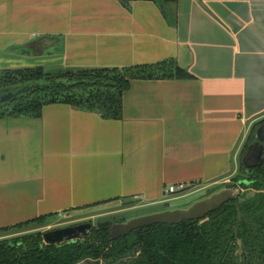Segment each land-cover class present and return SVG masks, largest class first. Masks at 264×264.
Listing matches in <instances>:
<instances>
[{
    "label": "crops",
    "instance_id": "crops-1",
    "mask_svg": "<svg viewBox=\"0 0 264 264\" xmlns=\"http://www.w3.org/2000/svg\"><path fill=\"white\" fill-rule=\"evenodd\" d=\"M166 61L190 77L133 80L119 120L61 103L0 119V230L226 183L264 120V0H0V72Z\"/></svg>",
    "mask_w": 264,
    "mask_h": 264
},
{
    "label": "trees",
    "instance_id": "trees-1",
    "mask_svg": "<svg viewBox=\"0 0 264 264\" xmlns=\"http://www.w3.org/2000/svg\"><path fill=\"white\" fill-rule=\"evenodd\" d=\"M121 1H151L166 10L178 0ZM189 77L174 61L120 70L37 68L0 72V100L21 88L37 85L0 103V119L40 117L44 106L61 103L97 113L104 119L119 120L124 93L133 80ZM263 123L264 120L253 128L242 157ZM242 157L241 168L247 178H241L238 184L256 193L230 201L206 219L177 226L155 225L118 240L111 238L113 222L93 227L86 238L58 245L46 244L41 233L30 234L0 243V264H264V164L246 170ZM35 222L1 229L0 233ZM241 249L242 253L237 254Z\"/></svg>",
    "mask_w": 264,
    "mask_h": 264
},
{
    "label": "water",
    "instance_id": "water-1",
    "mask_svg": "<svg viewBox=\"0 0 264 264\" xmlns=\"http://www.w3.org/2000/svg\"><path fill=\"white\" fill-rule=\"evenodd\" d=\"M37 85L21 88L14 94L4 96L0 103L6 102L17 95L33 90ZM242 164L246 170L260 168L264 164V123L255 131L254 141L248 146L242 157ZM249 185L248 182H246ZM238 189H222L209 197L203 198L189 205L188 207L156 211L150 214L129 219L123 223H115L111 228V238L118 240L129 236L134 231L149 228L155 225L177 226L184 222L206 219L210 214L221 208L223 205L240 196ZM93 224H82L65 229L55 230L43 234L46 244L58 245L63 242H75L78 239L87 237Z\"/></svg>",
    "mask_w": 264,
    "mask_h": 264
},
{
    "label": "rangeland",
    "instance_id": "rangeland-1",
    "mask_svg": "<svg viewBox=\"0 0 264 264\" xmlns=\"http://www.w3.org/2000/svg\"><path fill=\"white\" fill-rule=\"evenodd\" d=\"M253 131L249 134L250 137ZM249 137V138H250ZM254 140V139H253ZM238 172L235 176L230 178L226 183L219 184L217 186L202 189L199 191L189 192L183 195L185 198L181 200H174L167 204H163L158 207L154 208H146V209H135L132 211L122 212V213H115L112 215H103L98 217L95 213L92 212H77L75 214H61L59 216H53L51 218L41 220L39 222L32 223L28 226L20 227L18 229H13L7 232L0 233V243L6 242L8 240H13L22 236L30 235V234H37V233H47L55 230L65 229L77 225L82 224H93V227L97 228L100 224L105 222H113V223H123L128 221L131 218L150 214L156 211H163L168 209H175V208H183L188 207L189 205L193 204L194 202L201 200L203 198L209 197L215 192H218L222 189H238L240 190V196L238 199H246L253 196L256 192L254 190H246L239 186L238 181L242 179H246L247 176L244 174L241 168V161L238 164ZM180 195V194H177ZM182 196V197H183ZM133 206V204H131ZM242 253L239 250L237 254Z\"/></svg>",
    "mask_w": 264,
    "mask_h": 264
},
{
    "label": "built area",
    "instance_id": "built-area-1",
    "mask_svg": "<svg viewBox=\"0 0 264 264\" xmlns=\"http://www.w3.org/2000/svg\"><path fill=\"white\" fill-rule=\"evenodd\" d=\"M186 191H188V188L185 186V184H179L174 186H169L167 189L168 194H176V193H183L185 194Z\"/></svg>",
    "mask_w": 264,
    "mask_h": 264
}]
</instances>
